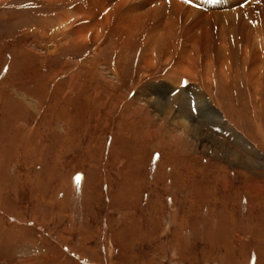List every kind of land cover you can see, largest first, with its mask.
<instances>
[{
	"label": "rangeland",
	"instance_id": "374dc122",
	"mask_svg": "<svg viewBox=\"0 0 264 264\" xmlns=\"http://www.w3.org/2000/svg\"><path fill=\"white\" fill-rule=\"evenodd\" d=\"M74 12L0 0V264H264L262 75L76 42Z\"/></svg>",
	"mask_w": 264,
	"mask_h": 264
},
{
	"label": "bare ground",
	"instance_id": "6f19581e",
	"mask_svg": "<svg viewBox=\"0 0 264 264\" xmlns=\"http://www.w3.org/2000/svg\"><path fill=\"white\" fill-rule=\"evenodd\" d=\"M70 1L79 17L72 24L68 22L70 25L65 23L63 28L73 31L76 42H95L110 30L122 40L123 47L141 45L147 65L156 59H163L168 65L172 55H181L184 61L189 56L197 59L200 49L216 46L206 57L213 60L214 72L223 73L225 63L229 74L237 64L244 63L249 82L258 75L264 80V0H188V4L171 0L166 9L155 5L158 0H116L112 7L105 0H61V3ZM217 1L224 8L238 6L233 10H213ZM189 17L193 19L187 22ZM203 23L205 30L199 32ZM210 26L219 29L220 38L212 36ZM205 67L209 69L208 63Z\"/></svg>",
	"mask_w": 264,
	"mask_h": 264
},
{
	"label": "trees",
	"instance_id": "16d2710c",
	"mask_svg": "<svg viewBox=\"0 0 264 264\" xmlns=\"http://www.w3.org/2000/svg\"><path fill=\"white\" fill-rule=\"evenodd\" d=\"M81 178V180L83 179V174L80 176ZM81 183V188H82V181L80 182Z\"/></svg>",
	"mask_w": 264,
	"mask_h": 264
},
{
	"label": "crops",
	"instance_id": "0c3cea01",
	"mask_svg": "<svg viewBox=\"0 0 264 264\" xmlns=\"http://www.w3.org/2000/svg\"><path fill=\"white\" fill-rule=\"evenodd\" d=\"M262 106V105H261Z\"/></svg>",
	"mask_w": 264,
	"mask_h": 264
}]
</instances>
